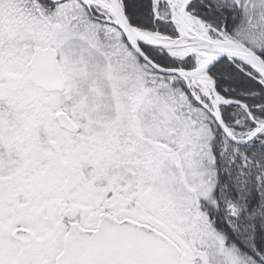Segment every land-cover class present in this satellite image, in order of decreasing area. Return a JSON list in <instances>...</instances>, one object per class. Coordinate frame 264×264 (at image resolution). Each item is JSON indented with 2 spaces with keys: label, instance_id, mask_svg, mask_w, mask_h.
<instances>
[{
  "label": "snow or ice",
  "instance_id": "6c2138e0",
  "mask_svg": "<svg viewBox=\"0 0 264 264\" xmlns=\"http://www.w3.org/2000/svg\"><path fill=\"white\" fill-rule=\"evenodd\" d=\"M0 264H264V0H0Z\"/></svg>",
  "mask_w": 264,
  "mask_h": 264
}]
</instances>
